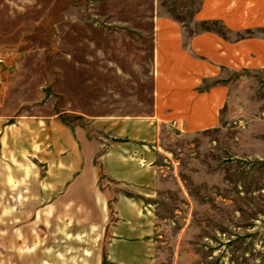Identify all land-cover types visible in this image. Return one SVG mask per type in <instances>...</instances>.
Returning <instances> with one entry per match:
<instances>
[{"label":"rangeland","instance_id":"1","mask_svg":"<svg viewBox=\"0 0 264 264\" xmlns=\"http://www.w3.org/2000/svg\"><path fill=\"white\" fill-rule=\"evenodd\" d=\"M159 4L188 20L200 0H0V117L62 111L82 124L152 113ZM239 114L215 130L163 138L145 215L114 235L111 206L101 242L122 241L99 264H264V82L242 74ZM9 204L0 201V264H19L23 251L8 248ZM94 235L82 236L80 264L94 259Z\"/></svg>","mask_w":264,"mask_h":264},{"label":"crops","instance_id":"2","mask_svg":"<svg viewBox=\"0 0 264 264\" xmlns=\"http://www.w3.org/2000/svg\"><path fill=\"white\" fill-rule=\"evenodd\" d=\"M163 9L153 18L149 115L82 124L62 111L0 117V201L10 203L8 248L23 251L19 264H80L83 234H95L94 259L84 263H102V250L122 241L101 242L111 206L114 235L145 215L164 168L163 138L222 127L225 114L240 115L242 74L264 82V0H200L188 20ZM12 184L18 189L4 188Z\"/></svg>","mask_w":264,"mask_h":264}]
</instances>
